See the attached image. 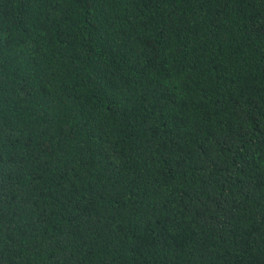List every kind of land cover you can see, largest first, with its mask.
Masks as SVG:
<instances>
[{"label":"trees","instance_id":"16d2710c","mask_svg":"<svg viewBox=\"0 0 264 264\" xmlns=\"http://www.w3.org/2000/svg\"><path fill=\"white\" fill-rule=\"evenodd\" d=\"M0 264H264V0H0Z\"/></svg>","mask_w":264,"mask_h":264}]
</instances>
